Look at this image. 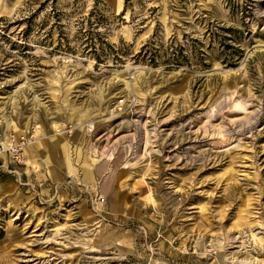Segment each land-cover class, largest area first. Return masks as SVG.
I'll return each instance as SVG.
<instances>
[{
    "label": "rangeland",
    "instance_id": "rangeland-1",
    "mask_svg": "<svg viewBox=\"0 0 264 264\" xmlns=\"http://www.w3.org/2000/svg\"><path fill=\"white\" fill-rule=\"evenodd\" d=\"M0 122L73 184L0 171V264H264V0H0Z\"/></svg>",
    "mask_w": 264,
    "mask_h": 264
},
{
    "label": "built area",
    "instance_id": "built-area-1",
    "mask_svg": "<svg viewBox=\"0 0 264 264\" xmlns=\"http://www.w3.org/2000/svg\"><path fill=\"white\" fill-rule=\"evenodd\" d=\"M125 104L126 101L124 99H120L118 109L122 111L124 109ZM73 130L74 126L71 124L66 128V131L69 134H71ZM37 136L38 135L36 125H31L27 131L20 134L19 136H16L14 133H11L9 135V140L6 142L2 141L0 132V158H2L3 154L9 155L11 158V162L7 164L0 161V171L15 175L21 185H28L30 188H32L38 196L39 200L44 203V201L47 202L49 199L57 198L60 192H66L70 190L73 187V184L71 180H62L56 182L43 181L39 184H37L33 180H23L24 172L21 170V168L22 164L25 162V149L35 142ZM43 187H45V189H47L48 192H50L51 194V196L47 200L43 198L44 196L41 189ZM80 199L87 202L95 212H100V214L103 215V218L107 219L110 222L109 218L104 217L107 211L102 209V207L106 205L105 196L98 194L94 190L84 188L80 192V196L75 200ZM113 222L115 224H121L118 220H113ZM136 227V230L146 238L148 234L146 227L142 224H138Z\"/></svg>",
    "mask_w": 264,
    "mask_h": 264
},
{
    "label": "crops",
    "instance_id": "crops-1",
    "mask_svg": "<svg viewBox=\"0 0 264 264\" xmlns=\"http://www.w3.org/2000/svg\"><path fill=\"white\" fill-rule=\"evenodd\" d=\"M93 175H94V174H93ZM41 189H42V193H44L45 190L48 191L47 189H44V188H41ZM74 203H75V205H76L77 207L82 206V202H81V201H75Z\"/></svg>",
    "mask_w": 264,
    "mask_h": 264
},
{
    "label": "bare ground",
    "instance_id": "bare-ground-1",
    "mask_svg": "<svg viewBox=\"0 0 264 264\" xmlns=\"http://www.w3.org/2000/svg\"><path fill=\"white\" fill-rule=\"evenodd\" d=\"M58 143H60V142H58ZM61 150H62V149H61ZM65 152H66V151H65ZM54 155H55V154H54ZM54 155H53L52 157H55V156H56V155H55V156H54ZM53 159H54V158H53ZM51 160H52V159H51ZM51 160H50V161H51ZM56 160H57V159H55V161H56Z\"/></svg>",
    "mask_w": 264,
    "mask_h": 264
}]
</instances>
